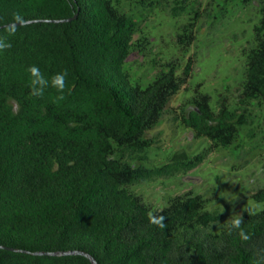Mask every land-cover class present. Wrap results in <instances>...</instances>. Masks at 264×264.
Segmentation results:
<instances>
[{"label":"trees","instance_id":"1","mask_svg":"<svg viewBox=\"0 0 264 264\" xmlns=\"http://www.w3.org/2000/svg\"><path fill=\"white\" fill-rule=\"evenodd\" d=\"M119 1L0 0V41L10 45L0 50V264H93L82 253L36 250H79L98 264H264V206L225 214L208 208L217 194L184 190L156 208L132 189L192 169L214 148L236 146L241 128L251 125L249 104L264 98V0H257L262 15L244 49L235 99L220 94L212 103L199 83L176 105L194 57H171L146 84L133 81L128 57L149 40L135 37L138 22ZM136 1L175 17L191 2ZM228 1L187 12L176 34L182 49L196 40L199 21ZM33 65L49 81L40 97L29 87ZM65 70L58 100L50 81ZM165 120L208 138L209 146L195 156L177 148L155 167L135 163ZM250 196L264 202V187ZM149 213L164 216L165 226L151 223ZM240 215L241 228L230 229Z\"/></svg>","mask_w":264,"mask_h":264},{"label":"rangeland","instance_id":"2","mask_svg":"<svg viewBox=\"0 0 264 264\" xmlns=\"http://www.w3.org/2000/svg\"><path fill=\"white\" fill-rule=\"evenodd\" d=\"M186 12L175 17L136 0H120L121 6L138 22L135 37L147 36L149 42L138 46L128 57L126 68L133 81L146 84L165 60L193 56L194 69L186 89L172 99L174 105L200 90L212 95V103L222 95L235 99L236 88L244 78V49L254 41V28L261 18L257 0L244 3L230 0L215 8L212 16L198 23L196 40L187 49L176 41L180 25L185 23L194 6L209 0H190ZM261 101V102H260ZM247 117L251 125L241 128L236 146H219L207 152L194 168L169 177H152L132 185V189L151 201L156 208L165 206L168 199L184 190H193L204 196L217 194L208 205L212 210L235 214L241 209H260L264 202L250 194L264 187V98L249 104ZM150 135L156 141L146 151L137 152L135 163L155 167L167 162L177 149H186L190 156L204 151L210 140L195 137L183 125L173 127L161 122Z\"/></svg>","mask_w":264,"mask_h":264},{"label":"clouds","instance_id":"3","mask_svg":"<svg viewBox=\"0 0 264 264\" xmlns=\"http://www.w3.org/2000/svg\"><path fill=\"white\" fill-rule=\"evenodd\" d=\"M10 47L9 44H7L6 42L0 41V50L2 49H6ZM30 76L32 77L31 82H30V90L32 95L40 97L44 95V90L46 87H48L49 85V81L44 77V75L41 73L40 69L33 65L30 66L28 69ZM66 77H67V71H62L59 73H56L52 76L51 78V86L55 87L60 93L61 95L59 97H57L58 100H63L64 96H63V90L66 86ZM164 216H153L152 213H149V220L151 223L156 224L160 227H164ZM243 221V216H236L234 217L231 222H230V229L231 228H235V229H240L241 228V224ZM240 236L243 240H248L249 236L241 229L240 231Z\"/></svg>","mask_w":264,"mask_h":264},{"label":"water","instance_id":"4","mask_svg":"<svg viewBox=\"0 0 264 264\" xmlns=\"http://www.w3.org/2000/svg\"><path fill=\"white\" fill-rule=\"evenodd\" d=\"M74 17L75 16L70 17V18H66L64 20L72 19ZM21 23H23V22H13V23H10V24H21ZM12 249H16V248H12ZM25 251H28V250H25ZM32 252L35 253V254H51V255H64V254L82 253V254H85L88 257H90L92 262H93V264H98V261L96 260V258L94 256L90 255L87 252H83V251H79V250H36V251H32Z\"/></svg>","mask_w":264,"mask_h":264}]
</instances>
